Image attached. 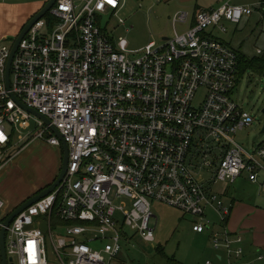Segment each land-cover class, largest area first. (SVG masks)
Returning <instances> with one entry per match:
<instances>
[{
	"label": "built area",
	"instance_id": "2783aa9c",
	"mask_svg": "<svg viewBox=\"0 0 264 264\" xmlns=\"http://www.w3.org/2000/svg\"><path fill=\"white\" fill-rule=\"evenodd\" d=\"M242 1L194 16L177 13L174 37L133 52L103 26L122 10L123 0H59L49 13L56 19L53 27L44 18L21 41L11 89L5 74L13 45L0 42V172L35 141L62 147L51 127L70 153L61 185L7 230L8 258L15 264H51L53 252L56 264H116L130 236L155 241L152 200H157L196 219L194 232L211 231L225 264H240L245 240L226 224L231 209L215 189L236 184L247 172L264 193V141L254 153L236 142L238 131L252 127L257 117L233 98L239 53L207 32L227 33L226 23L240 25L255 13L264 17V0ZM190 21L180 33L179 25ZM201 91L204 99L195 105ZM32 122L37 130L15 144V135L30 130ZM223 140L231 147L218 153L214 145ZM194 160H200L198 171L211 170L209 176H196ZM5 209L0 198V235ZM45 219L48 233L40 230Z\"/></svg>",
	"mask_w": 264,
	"mask_h": 264
},
{
	"label": "rangeland",
	"instance_id": "374dc122",
	"mask_svg": "<svg viewBox=\"0 0 264 264\" xmlns=\"http://www.w3.org/2000/svg\"><path fill=\"white\" fill-rule=\"evenodd\" d=\"M218 1L219 6L228 2V0H123L122 10L112 20L110 17H106L103 26H107L109 31H114L116 38L125 39L129 43L130 51L138 52L153 42L161 44L164 38L174 37L175 30L172 20L177 13L194 14L195 10L200 8L216 7ZM76 2H80V0H76ZM243 3L242 0H234L232 4L235 6ZM121 21L125 24H120ZM226 25L227 33L210 30L207 32L208 37L225 41L233 50L249 59L261 56L260 54L264 51V17L255 13L250 21L244 20L240 25L235 26L229 23ZM188 27L179 26L178 30L183 33ZM243 75L234 91L233 98L248 111H251L257 117V122L252 127L238 131L235 140L243 148L254 153L256 145L264 141V134L261 132L264 127V116L262 115L264 110V76L255 72H246ZM0 82H3L1 74ZM203 94V91L199 93L194 102L195 105L202 103ZM36 128V124L32 122L30 130L15 135V144L20 145V138L30 131H35ZM214 146L218 148V153H220V148L229 149L231 147L226 140ZM59 149L60 147L53 148L46 141L40 140L36 144L25 146L22 150L23 152L26 150L24 155L22 151L19 152L20 156H23H18V153L15 155V157L18 156L16 159L1 169L0 198L6 202L7 206L25 197L37 185L41 175H44L48 170L47 168L53 167L55 158H57L56 153L61 154ZM193 153L190 156L191 159ZM212 155L215 156V151ZM199 163L200 160L193 162L196 176H209L211 170L206 169L202 172L197 170L200 167ZM244 176L248 178L247 172H244ZM248 180L250 182L249 178ZM220 188L221 186L218 190ZM127 201L129 202V200ZM152 212L154 218L151 221V227L155 229V241L147 243L137 235L130 236L132 237L131 244L123 246V251L116 264H167L165 257L160 252L170 258H188L187 264H194L192 253L196 248L200 252L209 251L212 259L216 253L225 256L223 250L216 251L214 249L211 231L205 235L204 240L195 239L193 232L195 219L193 217L157 200H152ZM54 225L63 229L65 227L64 222L57 220L54 221ZM49 258L52 263H56L53 252ZM224 261L226 262V260Z\"/></svg>",
	"mask_w": 264,
	"mask_h": 264
},
{
	"label": "crops",
	"instance_id": "0c3cea01",
	"mask_svg": "<svg viewBox=\"0 0 264 264\" xmlns=\"http://www.w3.org/2000/svg\"><path fill=\"white\" fill-rule=\"evenodd\" d=\"M50 0H0V42L1 44H11L13 45L16 39L21 35L22 30L25 26L35 18L36 14L40 12L46 4ZM76 1V0H75ZM85 0H80V2H76L77 4L84 3ZM234 0H228V2L233 5ZM217 6L197 9L196 12L191 15H195L197 12H201L204 10H210L219 7V1L217 2ZM224 4V3H222ZM221 5V4H220ZM255 15V14H254ZM253 15V16H254ZM252 16V17H253ZM251 17V18H252ZM246 19V20H251ZM193 22V19H192ZM191 21L187 26L190 27ZM185 26V25H179ZM188 27V28H189ZM188 29H186L187 31ZM40 141V140H39ZM39 141H35L36 144ZM32 146V145H31ZM55 147V146H54ZM53 147V148H54ZM57 148V147H56ZM29 150V149H26ZM24 150V152L26 151ZM60 155L56 153L57 158H55L54 165L52 168H47L48 170L44 175H41L39 178L37 185L28 192L25 197L16 201L13 204H10L5 209V214L10 215L11 212L22 206L27 199L39 194L41 191L49 188L53 185L57 177L61 173V166L63 163V153L62 147H60ZM23 152V151H22ZM24 152L22 153L24 155ZM21 155V156H23ZM20 156V153L19 155ZM17 156V157H18ZM20 156V157H21ZM17 157H14L9 161L12 162ZM8 163V164H9ZM5 172V171H3ZM2 171L0 172V174ZM1 176V175H0ZM221 188L218 190V188ZM216 187L215 191L220 194L224 203L231 209V214L227 221V225L231 231L242 233L245 240V256L240 262V264H264V259L259 260V256H264V193L261 192L260 187L258 185H254L249 182L246 176L240 177L234 185H220ZM228 201V204H227ZM212 214V218L217 222L218 219L216 215ZM194 220L193 226L195 225ZM194 228V227H193ZM217 229L221 230V227L218 225ZM194 232V230H193ZM207 233V231L203 234H198L194 232L195 239H203ZM194 253H192L194 264H206L208 261H212L215 264H225L224 260L220 259L221 255L216 253V257L214 256V260L210 258V252L205 251L200 252L197 248L194 249ZM167 257V256H166ZM166 259V263L168 264V260ZM176 260V264H187L188 258L174 257ZM183 259V260H181ZM0 264H2L0 260ZM56 264V263H51Z\"/></svg>",
	"mask_w": 264,
	"mask_h": 264
},
{
	"label": "water",
	"instance_id": "95a60500",
	"mask_svg": "<svg viewBox=\"0 0 264 264\" xmlns=\"http://www.w3.org/2000/svg\"><path fill=\"white\" fill-rule=\"evenodd\" d=\"M58 1L59 0H50L46 4V6L40 12H38L36 14L35 18L32 19L25 26V28L22 30L21 35L14 42L13 49H12L11 55H10L9 60H8V65L6 68V74H5L6 86L8 87V89H11L10 73H11V68L13 65V59H14L18 49L20 48L19 45H20L21 41L25 38V36L27 34L30 33V30L36 25L37 22H39L40 20H42L48 16V14L55 7V5L57 4ZM164 40H167V38H164ZM15 99L17 100V98H15ZM17 101L21 105V107L25 108L33 116L41 119L46 125L51 126V122L45 116H43L42 114H40L39 112H37L34 109L28 108L26 105L19 102V100H17ZM51 130H52L53 134H55L56 137L61 140V143H62L63 163L61 166V168H62L61 173L57 177V179L55 180V182L53 183L52 186L41 191L39 194L27 199V201L22 206H20L19 208H17L13 212H11L10 215H8V218L5 220V222L3 224V227L1 229V235H0V260H1L2 264H15L12 257L8 258L7 247H6V238H7V234H8L7 230L10 228V225L12 224V222L18 217V215L25 212L26 209L37 204L43 198L54 193L56 191V189L61 185V183L63 182V180L66 178V176L68 174V171H69L68 165H69V160H70V153H69L68 144H67L66 140L64 139V137L61 136L60 132L57 130L56 127H51ZM262 134H264V129L262 130ZM40 230H43L44 233H48L49 230H48L47 219H45L41 223Z\"/></svg>",
	"mask_w": 264,
	"mask_h": 264
},
{
	"label": "trees",
	"instance_id": "16d2710c",
	"mask_svg": "<svg viewBox=\"0 0 264 264\" xmlns=\"http://www.w3.org/2000/svg\"><path fill=\"white\" fill-rule=\"evenodd\" d=\"M46 20L49 22L50 29L56 23V19L52 17V15L48 14ZM240 55V79L244 76L246 72H255L261 76H264V51L260 54L261 56L249 59L245 55ZM163 257H166L163 252H160ZM168 260V264H176L175 258L166 257Z\"/></svg>",
	"mask_w": 264,
	"mask_h": 264
},
{
	"label": "snow or ice",
	"instance_id": "6c2138e0",
	"mask_svg": "<svg viewBox=\"0 0 264 264\" xmlns=\"http://www.w3.org/2000/svg\"><path fill=\"white\" fill-rule=\"evenodd\" d=\"M109 2H113V0H109Z\"/></svg>",
	"mask_w": 264,
	"mask_h": 264
}]
</instances>
